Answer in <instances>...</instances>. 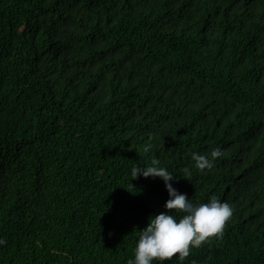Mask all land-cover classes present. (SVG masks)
<instances>
[{"label":"trees","instance_id":"1","mask_svg":"<svg viewBox=\"0 0 264 264\" xmlns=\"http://www.w3.org/2000/svg\"><path fill=\"white\" fill-rule=\"evenodd\" d=\"M154 158L234 212L153 264H264V0H0V264H128Z\"/></svg>","mask_w":264,"mask_h":264},{"label":"clouds","instance_id":"2","mask_svg":"<svg viewBox=\"0 0 264 264\" xmlns=\"http://www.w3.org/2000/svg\"><path fill=\"white\" fill-rule=\"evenodd\" d=\"M151 144L146 143L144 150L148 151ZM223 155L219 146L207 153L193 152L192 158L200 169L212 168L217 157ZM131 174L133 178L143 174L153 178L159 176L165 180L169 190V198L164 208L158 214L150 217V222L139 234L135 246L134 259L130 258L128 264H153L155 258L164 260L179 254L180 258L187 257L193 246H199L212 235L223 232L226 222L232 217L234 206L227 200H221L213 195L207 202H194L188 193L181 192L173 184L175 175L165 166H161L158 159L151 164L134 165ZM171 209L183 210L184 215L177 217ZM6 243L0 237V244Z\"/></svg>","mask_w":264,"mask_h":264}]
</instances>
